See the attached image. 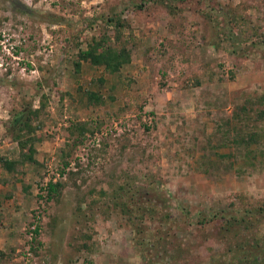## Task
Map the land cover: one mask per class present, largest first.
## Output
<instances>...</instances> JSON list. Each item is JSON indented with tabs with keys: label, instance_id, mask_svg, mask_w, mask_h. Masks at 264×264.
<instances>
[{
	"label": "rangeland",
	"instance_id": "374dc122",
	"mask_svg": "<svg viewBox=\"0 0 264 264\" xmlns=\"http://www.w3.org/2000/svg\"><path fill=\"white\" fill-rule=\"evenodd\" d=\"M206 1L0 0V264H262L233 258L231 233L197 220L239 207L236 194L264 198V162L252 170L232 142L252 125L232 112L264 108V49L250 42L264 36V0H209L254 29L239 45ZM116 14L130 62L76 72ZM31 109L33 130L18 133L10 119ZM257 129L253 147H264V120ZM49 181L61 186L46 199ZM121 185L138 188L148 213L121 212Z\"/></svg>",
	"mask_w": 264,
	"mask_h": 264
},
{
	"label": "trees",
	"instance_id": "16d2710c",
	"mask_svg": "<svg viewBox=\"0 0 264 264\" xmlns=\"http://www.w3.org/2000/svg\"><path fill=\"white\" fill-rule=\"evenodd\" d=\"M169 2L171 0H142V2L135 5L137 9H143L146 2ZM208 13H216L223 16L224 27L227 28L225 33L226 40L231 44H241L243 41L250 39L256 35L254 29L249 30L250 26L245 17L238 15L234 9L226 8L222 11H216L207 0L204 4ZM25 11V10H24ZM110 22H114L113 34H103V36H92L86 41V47L80 49L77 55L78 60L74 62L75 71L78 72L81 68V62H88L91 66L103 67V69L109 73L116 74L121 67L128 64L131 59V52L126 45V41L122 39L123 28L126 27V23L122 20L121 14H116L113 18H108ZM251 47L264 49V36L251 39ZM236 52L237 50L234 49ZM244 54L249 51L243 49ZM88 100L90 102H96L101 100L100 93L95 91H86ZM262 102H264V95L261 96ZM252 101L248 100L246 104L242 105L239 111L232 112V118L234 121H241L243 119L252 121L251 128L247 132L236 133L235 138L231 141L234 144H240L242 146L243 156L246 158V162L249 168L257 170L258 167L264 162V147H253L258 142L259 131L258 122L264 120V108H254L251 106ZM249 104V105H248ZM44 103V107H45ZM39 109H31L28 111L27 119L23 121L22 115L14 114L10 123L14 130L23 134L24 131L30 133L33 128L31 127V121L39 113ZM26 113V112H25ZM16 115V116H15ZM247 126V125H246ZM84 130V129H83ZM238 134V135H237ZM20 147L24 148L25 141L28 142L31 139H25L21 141L17 139ZM230 140V139H229ZM35 162V161H34ZM3 166L10 170L13 167V161L2 160ZM66 164V162H64ZM60 183H53L49 181L46 188V199H51L55 196ZM120 192H123L120 193ZM113 199L116 204L120 206L121 212L128 215V219L138 218L144 216L150 210V206L147 203H140L142 200L139 196V190L134 187L120 186L119 190L114 193ZM138 198V199H137ZM238 199V206L235 202L229 203L231 210H216L208 214H200L197 222L200 225L216 224L219 222L220 230L226 234L231 233V236L236 240L235 244L231 247V251L234 252L233 258H239L241 261H256L264 264V238L261 233V224L264 221V198H254L253 196L236 194ZM142 204V205H141ZM237 207V208H236ZM152 210V209H151ZM140 212V213H139ZM134 222V221H133ZM217 225V224H216ZM139 228V227H138ZM36 234H33L31 249H35V244L39 243L37 240V229H34ZM144 239L140 238L138 244L140 247L144 245ZM30 241V242H31ZM34 244V245H33ZM1 254H3L0 251ZM217 264H229L225 261H217Z\"/></svg>",
	"mask_w": 264,
	"mask_h": 264
},
{
	"label": "crops",
	"instance_id": "0c3cea01",
	"mask_svg": "<svg viewBox=\"0 0 264 264\" xmlns=\"http://www.w3.org/2000/svg\"><path fill=\"white\" fill-rule=\"evenodd\" d=\"M3 190H6V188L3 189ZM0 192H2V191L0 190ZM2 193H3V196H2L1 198H5V197L7 196L6 193H5V192H2ZM13 212H14V214H15V211H14V210H13ZM18 212H19V211H18ZM19 213H20V212H19ZM16 214H17V212H16ZM14 218H16V217L14 216ZM14 218H13V219H14ZM13 219H12V220H13ZM16 220H17V218H16ZM2 228H3V227L0 226V231L2 230ZM0 233H1V232H0ZM8 235H9V233H8ZM1 250H2V247H0V251H1ZM1 252L3 253L4 251H1ZM0 255L2 256V255H4V253H3V254L0 253Z\"/></svg>",
	"mask_w": 264,
	"mask_h": 264
},
{
	"label": "built area",
	"instance_id": "2783aa9c",
	"mask_svg": "<svg viewBox=\"0 0 264 264\" xmlns=\"http://www.w3.org/2000/svg\"><path fill=\"white\" fill-rule=\"evenodd\" d=\"M7 52H10L9 49H7ZM0 58H1V63H0V65H2V64H3L2 57H0Z\"/></svg>",
	"mask_w": 264,
	"mask_h": 264
}]
</instances>
